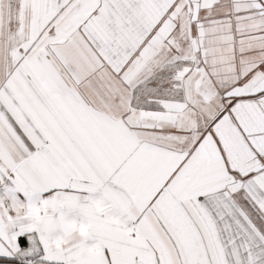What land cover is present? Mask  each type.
<instances>
[{"label":"snow or ice","instance_id":"snow-or-ice-1","mask_svg":"<svg viewBox=\"0 0 264 264\" xmlns=\"http://www.w3.org/2000/svg\"><path fill=\"white\" fill-rule=\"evenodd\" d=\"M0 264H264V0H0Z\"/></svg>","mask_w":264,"mask_h":264}]
</instances>
